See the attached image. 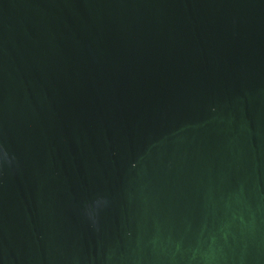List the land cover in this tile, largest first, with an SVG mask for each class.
Here are the masks:
<instances>
[{
	"label": "water",
	"instance_id": "water-1",
	"mask_svg": "<svg viewBox=\"0 0 264 264\" xmlns=\"http://www.w3.org/2000/svg\"><path fill=\"white\" fill-rule=\"evenodd\" d=\"M0 264H264V0H0Z\"/></svg>",
	"mask_w": 264,
	"mask_h": 264
}]
</instances>
